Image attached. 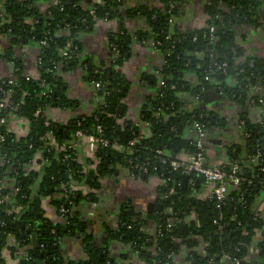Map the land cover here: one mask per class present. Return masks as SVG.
Listing matches in <instances>:
<instances>
[{"label":"trees","instance_id":"trees-1","mask_svg":"<svg viewBox=\"0 0 264 264\" xmlns=\"http://www.w3.org/2000/svg\"><path fill=\"white\" fill-rule=\"evenodd\" d=\"M83 1L96 6L94 15L80 6ZM161 3V7L140 5L126 8L124 0H63L62 6L51 3L42 10L39 0H20V3L0 0L3 5L0 32L8 34L11 42V47L0 57L12 61L18 69L14 75L18 84L11 86L7 106L0 109V136L5 137L0 149V177L15 178V184L20 188L11 202L0 203V222H3L0 223V264H8V255L17 259L16 264H114L110 248L114 240L131 244L147 264H175L176 257L184 250L190 264H233L234 259L245 258L256 231L261 230L264 236V217H256L254 208L257 190L261 186L258 182L262 181L264 185L263 112L257 118L239 114L245 121L243 135L247 155H252L256 164L254 172H243L254 183L253 186L247 181L242 184L245 202L238 201V191L230 194L229 199L235 201L232 214L228 203L219 208L213 200L195 202L189 194V187L184 186L181 172L153 170L155 164L159 168L163 166L155 158L158 149L174 155L183 150L192 151L190 140L184 138L187 125L199 121L206 129L211 128L212 113L202 104L206 101V91L220 89L223 96L241 106V111L252 99L258 100L260 95L255 88L258 78L264 76V58L245 55V49L238 43L236 27L257 25L264 0H211L205 12L207 23L213 26L188 32L171 30L183 0H161ZM133 19L141 20L147 29L143 25L130 29L128 21ZM108 20L117 22L116 32L109 36V46L116 48L118 55L111 52L109 61L97 64L92 56L85 54L79 36L93 30L96 23ZM212 33L217 36L213 40ZM45 37L49 38L47 44L40 45ZM144 40L161 43L158 49L165 62L159 78H148L153 80L152 84L158 80L160 89L141 111L142 119L150 124L151 136L139 138L135 152L129 153L113 146L115 142L128 143L139 137L140 132V127L132 121L120 123L117 120L126 114L124 99L131 87L123 68L132 54L131 43ZM28 46L36 48L41 57L37 76L25 75L23 60L15 52L16 47ZM79 67L86 70L87 81L103 83L102 101L90 115L71 119L66 124L53 122L47 126L44 112L48 107L73 108L77 105V100L69 97L65 73ZM188 75H193L195 80H188ZM232 79L234 84L230 85ZM9 88L0 85V90ZM184 95L198 97V100H183ZM255 104L260 105L258 101ZM38 109L42 113L36 114ZM8 111L28 120L30 131L26 136L9 131L7 124L1 123ZM157 111L162 115L157 116ZM98 124L103 125L112 144L100 152L97 171L84 173L77 160L63 159L64 152L72 150L59 151L58 147L67 143L75 130L93 132ZM50 131H53L58 146L48 144ZM242 149L239 145L229 148L231 157L240 163L243 162ZM38 151L46 158L43 168L26 173L25 165ZM143 167L149 168L150 172L144 173ZM122 168L146 180L155 173L161 175L165 181L160 187L162 202L165 208L173 209L179 222L171 229L164 226L160 233L155 229L142 231L141 226L145 227L151 220L154 225H165L164 218L159 212H152L144 219L129 202H124L119 210L118 228L108 230L104 245L86 243L84 250L89 258L83 263L66 260L61 248L64 237L84 234L74 212L83 198L80 191H72L69 185L81 181L100 189L101 177L111 175L113 178L114 174L121 173ZM172 185L176 186V194L167 198L165 193ZM8 192L9 189L0 195ZM47 197L57 209L68 206L66 221L53 222L46 218L42 204ZM18 205L22 206L18 213L6 210L8 206ZM222 211L223 229L220 230L214 220ZM192 212L199 224L185 219ZM181 225H185L183 231ZM34 238L38 243L27 250L28 258L22 256L21 248L25 250ZM262 247L264 255V245ZM224 254L231 258L222 263Z\"/></svg>","mask_w":264,"mask_h":264},{"label":"crops","instance_id":"crops-1","mask_svg":"<svg viewBox=\"0 0 264 264\" xmlns=\"http://www.w3.org/2000/svg\"><path fill=\"white\" fill-rule=\"evenodd\" d=\"M53 2L54 0H39L40 8L46 10ZM210 2L211 0H183V5L178 15L173 19L171 30L188 32L202 28L207 21L205 8ZM140 5H148L153 8L161 7L162 3L161 0H124L126 8ZM259 14L260 17L257 25L236 27L238 43L245 49V55L248 57L257 56L264 58V6L259 11ZM128 24L132 30L138 29L140 25H143L144 29H147V26L142 24V21L139 19L130 20ZM116 30V20H108L96 24L91 31L81 33L79 38L83 43L85 54L92 56L97 64H100L102 61H109L108 58L111 57L110 53L112 52L109 46V36L112 32H116ZM9 47H11L10 36L0 32V56ZM131 48L132 54L123 68L124 74H126L128 80L131 82L129 93L126 96L127 100L126 98L124 99L126 106L125 117L140 122L141 129L145 131L148 126L144 119V122L141 120L143 117L141 113L142 108L149 98L157 95L160 89L158 80L156 84H152L153 80H149L148 78L160 77L159 70L164 64L165 57L161 50L153 48L150 44L134 41L131 43ZM15 52L23 60L24 73L29 76H37L39 71L37 49L30 46L16 47ZM14 74L15 66L13 62L7 60V58L0 57V77H9ZM86 74V70L81 67L65 73L69 97L77 100V105L73 108H49L47 110L49 117L58 123L66 124L71 119H78L94 112L98 104V98L94 93L92 82L86 80ZM187 79L195 80L193 75H188ZM229 83L230 85L234 84V80H229ZM255 89L257 90V94L264 97V83L261 87L258 86ZM219 90L215 89L216 94H222L223 96V93ZM190 97V95H184L182 99L189 100ZM202 102L204 104L206 101ZM208 104L209 106L214 104V108L212 107L213 109L208 111L212 113L213 117L212 126L207 129L208 162L216 164L227 163L230 159H233L229 154V148L239 145L244 150L242 152L243 162L241 163L243 172H254L256 161L252 155H247L243 128L240 126L238 120H240V112L251 118L259 117L261 105H256L250 101L241 111V106L229 100V97H226V99L219 97L218 100ZM72 110H78L79 114L74 116L73 112L71 113ZM215 122L216 124H214ZM191 134L192 132L189 131V128H186L184 138L188 140ZM189 153L190 150H183L178 153V156L185 158ZM127 174L123 172L116 173L113 175V178L104 179L103 181L106 185L103 192L97 193L89 201L82 200L79 205L75 206L74 212L80 222L79 228L81 229L80 231H84V234L76 237H64L61 248L66 260L83 263V260L89 258L84 250L86 243L94 242L97 246H103L108 230L118 228L119 224L117 225L116 222L119 217V210L124 202H129L134 211L141 213L144 219L147 218L148 213H152L145 211L149 202H162L160 187L164 182L160 176L153 174L146 180ZM262 183V181L258 182L261 186L257 190L258 193L254 204L256 217H264V185ZM186 187H189V194L194 198L195 202L197 200H209L210 186L203 176L197 177L195 187H190L188 182ZM126 191H129L130 194ZM169 209L172 208L169 207ZM157 211L158 209L155 207L153 212L156 213ZM185 219L190 223L195 222V224H199L194 212L186 216ZM154 229V222L152 220L147 222L145 230L152 232ZM263 242L264 236L262 231H256L244 258L247 263L264 264ZM37 243V238H34L32 244L25 248V250L32 248V245ZM111 254L114 257V264H147L140 256L138 257V252L134 251V248L129 243H114L111 248ZM224 261L222 260V263ZM175 264H190L185 250L176 257Z\"/></svg>","mask_w":264,"mask_h":264},{"label":"built area","instance_id":"built-area-1","mask_svg":"<svg viewBox=\"0 0 264 264\" xmlns=\"http://www.w3.org/2000/svg\"><path fill=\"white\" fill-rule=\"evenodd\" d=\"M211 3V2H210ZM63 0H54L53 5L62 6ZM80 6L84 9L89 10L90 15H94L96 6L89 4L87 2H80ZM2 8L3 5L0 4V23L2 18ZM208 19V17H207ZM2 24V23H1ZM98 24V23H96ZM213 25L208 24L207 21L204 24L203 27H211ZM212 33L211 40L216 38ZM48 37H45L41 39L40 45H45L48 42ZM142 43L144 44H150L153 48L158 49V46L161 44L157 41H146L144 40ZM116 54L118 55V50L116 48H112V55ZM213 56V54H212ZM111 58V57H110ZM165 62V61H164ZM39 63H41V57L38 56L37 64L39 66ZM18 69L15 68V71ZM161 70V69H160ZM159 70V71H160ZM15 75V74H14ZM9 76V77H0V85L5 84L6 87H10L7 90H0V109H4L7 104L6 102L9 99V95L12 92L11 86H16L18 84L16 76ZM28 75V74H25ZM29 76V75H28ZM161 76V72L160 75ZM264 77V76H263ZM94 88V93L98 98V104L102 101L103 95H101L100 91L103 90V83L101 81H93L91 83ZM258 87V86H257ZM220 91V90H219ZM105 94H108L106 91H104ZM221 92V91H220ZM102 96V98H101ZM198 97H190L189 101H197ZM229 100H231L229 98ZM252 102L258 101L261 105V113H264V97L259 96L258 100L252 99ZM97 104V105H98ZM96 105V106H97ZM49 108L53 107H48ZM44 112L45 114V124L47 126L52 125L53 122H57L51 117L48 116V113ZM42 113L41 109H38L36 111V114ZM157 116L162 115L161 111L156 112ZM126 116V115H125ZM122 117L117 119L118 122L123 123L124 120H130L126 117ZM143 120V119H141ZM132 121L134 124L140 127L139 137L132 138L128 143H119L115 142L113 146L119 150L129 153L135 152L136 144L139 143V138H148L151 136V129L149 126V123L147 121L146 124L148 126L147 130L144 131V129H141L140 122ZM16 122V124H14ZM144 122V120H143ZM240 126L243 128L245 121L240 119L238 120ZM2 124H7V128L11 132H15L19 136H26L30 131V124L28 120L25 117H17L14 115L13 111H8L7 116H3L1 118ZM58 123V122H57ZM187 128H189V131L192 132L191 137L188 139L190 140L192 144V151L188 154L185 158H180V156L174 155L171 152H165L163 149H158L156 151L155 158L157 160H160L163 164L162 168H159L158 165L153 166V170L157 172L159 169L161 171H164L166 169L173 170L176 172H181L183 175L188 176V184L190 187H195L196 185V179L198 176H204L207 184L210 186V192L208 195L209 200H213L216 202V205L219 208H222L225 204L228 203L230 200V194L234 191H238V201L240 203H244V192L241 191L242 184L247 181L248 183L252 184V180H248L246 176L243 175L242 165L240 161L236 158L230 159L227 163L223 164H216V163H209L208 162V147H207V129L206 127L199 121H193L191 124L187 125ZM5 140V137L3 135L0 136V149L2 147V142ZM47 141L49 145L52 146H58L57 141L55 139V136L53 134V131L49 132V135L47 136ZM111 140L106 136L105 130L102 124L96 125L93 132H85L82 129H77L74 131L72 138L65 144H63L61 147H58L59 151H64L66 149H70L69 153L64 152L63 159L65 161H68L69 159L77 160L82 166H83V172H88L89 170H95L97 171L98 166L100 164L101 155L100 152L111 146ZM72 152V153H71ZM46 162V158L43 156L42 152H37L32 159L31 162H29L27 165H25L26 173H29L31 171H40L44 164ZM142 171L144 173H148L149 168L143 167ZM127 172L131 176L135 177L134 172H131L129 170L123 169L121 173ZM157 174V173H155ZM158 175V174H157ZM165 183L164 179L161 177ZM112 178L110 176L101 177L99 179L101 183L100 189L92 188L90 185L85 184L84 182H77L73 185H69V189L72 191H80V194L83 198V200L89 201V199L93 198L97 193L103 192V189L105 188L104 179ZM7 189H9V192L6 195H0V203L3 202H11L14 198V196L20 191V188L15 184V178L5 176L0 177V192H4ZM61 189H64L62 186ZM66 190V189H65ZM239 190L241 192H239ZM176 194V186L172 185L167 193H165V197L170 198L172 195ZM232 200V199H231ZM43 208L45 210V216L46 218L50 219L51 221L59 222V221H66V213L69 212L68 206L62 205L60 208H56L55 205L51 203L50 197H47L43 200ZM22 209V206L18 205L15 207H7V211L9 213H18ZM159 212V211H157ZM160 213V212H159ZM73 216L75 217V214L73 213ZM161 216L164 218V224H155V230L159 233L162 231L163 227L165 226L166 229H171L175 223L179 222L176 217H174V211L173 209L165 208L161 212ZM224 218V212H220L218 217L214 220L216 224H218L219 229H223L222 219ZM119 217L117 219V223H119ZM1 223V222H0ZM3 224V222L1 223ZM118 225V224H117ZM145 227L141 226L140 230H144ZM54 232V230L52 231ZM8 235H11L10 233ZM175 239V238H174ZM176 240V239H175ZM18 245V242L15 243ZM21 251H23V255L26 258H28V251L21 248ZM231 258L229 255L224 254L222 257V260H227ZM8 264H16L17 259L7 256ZM233 264H249L244 259H234Z\"/></svg>","mask_w":264,"mask_h":264},{"label":"water","instance_id":"water-1","mask_svg":"<svg viewBox=\"0 0 264 264\" xmlns=\"http://www.w3.org/2000/svg\"><path fill=\"white\" fill-rule=\"evenodd\" d=\"M17 2L20 3V0H17ZM263 83H264V77L261 76V77L258 78L257 85L259 87H261L263 85ZM205 97H206V102L203 104V107L205 109H207L208 111H211L214 108V104H212V106H209L208 103H212L213 101L218 100L219 97H222V99H226V97L222 96V94L221 95H217L215 89H210V90L206 91L205 92ZM203 178H205V177L203 176ZM187 182H188V176L187 175H184V177H183V183H184V186L185 187H186ZM234 204H235V201L234 200H231L230 199L228 201L229 213L230 214H232V210L234 208ZM155 207H157V209H158V211L160 212V215H161V212L164 209V203L163 202H158V203H156V202H149L147 204V209L145 211L153 212L154 209H155ZM184 228H185V225H181L180 226L181 231H183ZM114 243H117V241H115V240L114 241H111L110 248H112V246L114 245Z\"/></svg>","mask_w":264,"mask_h":264},{"label":"rangeland","instance_id":"rangeland-1","mask_svg":"<svg viewBox=\"0 0 264 264\" xmlns=\"http://www.w3.org/2000/svg\"><path fill=\"white\" fill-rule=\"evenodd\" d=\"M130 61H131V59H130ZM131 90H133V89H131ZM126 100H127V98H126ZM126 100H125V101H126ZM72 112H73V115H74V116H77V114H79L78 110H72L71 113H72ZM64 114H65V113H64ZM65 116H66V114H65ZM123 169H124V168H122L121 171H123ZM126 173H127V172H125V174H126ZM127 175H128V174H127ZM127 177H131V176H127ZM126 190H127V189H126ZM126 192L130 194L129 191H126ZM117 224H119V223H117ZM137 255H138V257H139V254H137Z\"/></svg>","mask_w":264,"mask_h":264}]
</instances>
